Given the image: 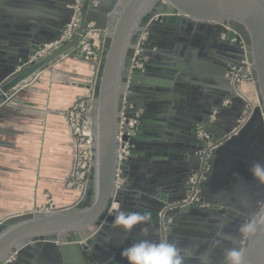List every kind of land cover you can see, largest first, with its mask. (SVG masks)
<instances>
[{
  "label": "crops",
  "instance_id": "obj_1",
  "mask_svg": "<svg viewBox=\"0 0 264 264\" xmlns=\"http://www.w3.org/2000/svg\"><path fill=\"white\" fill-rule=\"evenodd\" d=\"M67 1L0 0V82L21 69L18 63L26 51L39 46V37H57L69 14L62 7ZM168 27L147 34L151 39L144 52L153 71L146 84L137 82L133 89L124 84L125 97L134 105L130 106L150 119V129L174 139L171 145H159L172 150L168 159L158 163L146 159L133 161L149 162L151 167L139 170L142 166L134 165L128 173V186L120 195L117 211L149 212L150 222L129 233L112 223L104 237L97 238L95 233L85 235L86 240H95L89 247V261L75 244H47L36 251L37 256L21 258L22 264H128L121 257L123 249L143 239L160 241L155 239L152 221L154 203L159 199L150 193L160 188L168 194L171 204L187 190L188 171L192 174L198 171L200 153L206 144L193 155L183 157L185 152L199 146L197 142L202 143L197 131L210 124L213 141L225 139L244 109L257 107L252 81L233 85L228 79V85L217 75L227 62L223 55H218L222 48L219 27L187 22ZM149 58H144V63ZM210 61L213 64L207 65ZM96 67L78 58L74 50L42 72L28 91L8 101V107L0 108V220L32 212L45 204L44 195L48 193L59 209L68 208L81 198L79 188L68 190L64 186L74 164L67 111L78 96L93 98ZM182 146L188 149L182 150ZM244 146L243 158L240 149H236L219 162L223 180L216 181L220 186L214 189L220 203L232 211L239 209L240 214L254 213L264 206V186L250 174L254 163H264V133L260 127L249 132ZM197 212L186 216L181 225L187 235L195 230L205 239L204 232L212 227L213 219L209 213ZM145 227L147 234L142 232ZM219 247L224 249L218 253L223 256L217 257L220 261L230 245L223 241Z\"/></svg>",
  "mask_w": 264,
  "mask_h": 264
},
{
  "label": "water",
  "instance_id": "obj_2",
  "mask_svg": "<svg viewBox=\"0 0 264 264\" xmlns=\"http://www.w3.org/2000/svg\"><path fill=\"white\" fill-rule=\"evenodd\" d=\"M75 4L76 0H68L62 5L69 14L57 37H39V46L32 51H26L21 63H18L21 69L0 82V108L8 107V101L23 91H28L30 85H35L40 73L51 68L62 57L81 49V42L89 32V24H93L92 35L104 32L103 51L91 105L93 116L89 104L85 106L83 114L84 129L89 117L94 123L92 165L86 189L81 198L69 208L51 213H40L34 209L31 213L9 215L1 219L0 264H22L21 258L25 255L37 256L36 251L47 244H75L88 261L91 260L89 247L95 244V240H86L85 235L95 233L97 238L104 237L108 225L113 223L119 212L110 210L113 204L118 205L117 210L120 209V195L128 186L130 169L138 164L142 166L139 170L151 167L149 162L133 161L146 159L158 163L173 155L170 147L159 146L163 143L171 145L174 141L171 135L152 131L149 126L150 119L142 114L134 134H124L121 137L129 145V157L120 168L124 185L115 194L119 127L121 123L127 126L136 111L133 107L130 108V105H134L125 97L124 84L128 83L129 89L135 88L137 82H141L143 86L153 71L151 60L144 52L151 36L148 35L142 42L141 36L145 33L152 35L156 28L167 29L170 24L179 25L185 22L220 28L219 43L222 48L218 55H223L227 62L217 75L229 85L227 73L231 67H239L247 60L251 65V79L258 105L251 109V114L238 135L230 136L223 146L213 152L209 161L210 172L197 186L199 202L183 205L185 193L191 191V185L171 204L168 203V194L160 188L150 193L151 197L159 199L154 203L155 212L152 217L156 227L155 239H168L182 249H207L210 253V264H224V260L217 259L223 257L218 253L224 249L213 247L212 244L218 224L222 217H227L224 230L231 233L236 243L244 247L247 264H264V234L242 241L238 233L240 225L252 213L237 215L232 208L220 203L214 194V189L220 186L216 181L223 180L220 176L223 167L219 162L236 149H240L243 158L245 153L241 149L245 147L252 129L260 127L264 133V0H79L78 28L73 36L57 49L42 55L45 45L61 40L74 15L72 5ZM28 58L33 60L29 61ZM144 58L149 59L142 70L134 67V62L144 61ZM206 64L213 63L210 61ZM29 80V84L25 83ZM203 127L206 132L213 133L212 125ZM191 136L194 137V134ZM207 142H197L199 146L190 149L189 153L185 152L183 157L185 154L193 155ZM181 148L188 149L185 146ZM196 165H199L197 161ZM168 168L172 169V166ZM191 175L192 172L188 171L185 182H189ZM196 212L209 213L213 219L212 227L204 232L207 236L205 239L195 230L193 234L187 235L181 225L186 216ZM227 242L230 248L235 246L233 242Z\"/></svg>",
  "mask_w": 264,
  "mask_h": 264
},
{
  "label": "clouds",
  "instance_id": "obj_3",
  "mask_svg": "<svg viewBox=\"0 0 264 264\" xmlns=\"http://www.w3.org/2000/svg\"><path fill=\"white\" fill-rule=\"evenodd\" d=\"M252 178L261 186H264V163L256 162L250 168ZM114 208L118 205H113ZM239 214V209L234 210ZM151 220V213L120 211L115 216L113 225L122 228L125 233L131 232L138 225H147ZM227 217H222L217 226L213 247H218L223 241H230L235 246L229 248L224 255V264H247L244 247L236 243L231 233L226 232L225 226ZM147 234V227L142 228ZM240 239L247 240L257 234H264V206L252 213L238 229ZM121 257L128 261V264H210V253L207 249H182L176 243L163 239L153 242L148 239L140 240L125 248Z\"/></svg>",
  "mask_w": 264,
  "mask_h": 264
},
{
  "label": "built area",
  "instance_id": "obj_4",
  "mask_svg": "<svg viewBox=\"0 0 264 264\" xmlns=\"http://www.w3.org/2000/svg\"><path fill=\"white\" fill-rule=\"evenodd\" d=\"M79 0H76V4L77 6H75L74 9V15L71 19V22L69 25L66 26V29L61 37V40L58 42H55L53 44H49V45H45L42 49V54H45L47 52H50L54 49H57L58 47H60L64 42H66L67 40H69L72 36L74 31L78 28V17H79ZM88 29L89 32L86 35V37L83 39V41L81 42V50L83 51V55L84 56H88L91 53V48H90V40L92 37V29H93V24H89L88 25ZM147 37V34H143L141 36V42L144 41ZM88 58V57H87ZM101 61V59H100ZM100 61H98V63L100 64ZM144 66V61H137L134 62V67H136L137 69L142 70ZM244 68H246V71H248L249 74V81H252L251 79V65L249 63H246V61H244L242 63L241 66L236 67V66H232L230 69V72L227 74V78L229 80L234 79V83L239 81L240 78V74L242 71H244ZM93 98L91 99V101H86L83 104V112H85V106L87 104H89V107L92 109V102H93ZM132 109V107H130ZM251 112H249L248 115H242V117L240 118V120L237 122V125L232 129V131L226 136V140L230 137V136H237L239 131L242 129V127L245 125V123L247 122L249 116H250ZM142 117V112L140 111H135L134 112V118L130 119L129 124L127 126H124L123 123L120 124L119 127V133L117 136V141H118V150H117V171H116V183H115V194L117 193V191H119L121 189V187L124 185V179L121 178V170L120 168L122 167V165L124 164L125 161H127L128 157H129V145L128 143H124L121 139V137L124 134H127L128 136H132L134 134V129L136 127H138L139 125V119H141ZM80 128H78L77 132L79 133L80 131L82 132L84 139L85 137V130L83 128V126H79ZM197 137L204 142L205 140H207V144L205 146V148L202 150V153H200L201 157H200V166L198 171H196L195 173H193L190 177H189V182L188 185L192 186L191 191L188 192V195H186V198L183 200V205H191L193 203L199 202L197 199L198 196V190H197V186H199V184L204 181L206 179V176L210 170V165H209V161L211 159V156L213 154V152L218 149L221 144H214L211 140L212 137L211 135H209L205 130L199 129L197 131ZM87 139V138H86ZM87 146L89 147V156H88V160L90 162H92V149H93V143L92 145L90 144L89 140H87ZM81 159V156L79 155V160ZM90 169L87 171V173H89ZM113 205H117V204H113ZM112 205V208L110 210V212H116L118 207L114 208ZM201 207H204V205H201Z\"/></svg>",
  "mask_w": 264,
  "mask_h": 264
},
{
  "label": "rangeland",
  "instance_id": "obj_5",
  "mask_svg": "<svg viewBox=\"0 0 264 264\" xmlns=\"http://www.w3.org/2000/svg\"><path fill=\"white\" fill-rule=\"evenodd\" d=\"M74 7L75 6H73L72 8H74ZM102 33H104V32H102ZM93 36L94 35H92V37ZM92 37H91V39H92ZM94 39H95V43H96L97 38L95 37ZM103 41H104V36H103ZM92 43H90V45ZM102 48H103V44H102ZM75 53L78 55V58L82 59L83 61H85L87 63H91L93 65H96L97 66L96 68L98 70L99 63L98 62L94 63L93 61H91L89 55L84 56L83 51L81 49L75 50ZM245 81L249 82V74H248V71H246V68H244V71L241 72L238 83L245 82ZM90 100L91 99L88 96H78L76 98L74 104H72L71 108H69V110L67 111V125H68L69 131H70V136H71V140H72L71 142H72V146H73V154H74V156H73V159H74L73 167H72L71 171H69V175H68V177L64 183L65 188H67L68 190H74L75 188H78V186L84 187L85 185H87V181H88V177H89V173H87V171L89 169H91V165H92V162H90L88 160L89 159L88 158L89 147L87 146V140L88 139H86V138L84 139V136H83L81 131L79 133L77 132L78 128H80L79 126H83V114H84L83 104L86 101H90ZM250 111L251 110L246 108V109H244V112L242 113V115L243 116L248 115ZM91 116H93L92 109H91ZM79 155L81 156L80 160H79ZM84 191H85V188H82L81 192L83 193ZM44 199H45V204H43L37 208V210L40 213H51V212H53L51 209L52 204L55 205L54 207L59 209L56 206L53 198L51 197V195L49 193L44 195ZM28 213H31V212H28Z\"/></svg>",
  "mask_w": 264,
  "mask_h": 264
},
{
  "label": "trees",
  "instance_id": "obj_6",
  "mask_svg": "<svg viewBox=\"0 0 264 264\" xmlns=\"http://www.w3.org/2000/svg\"><path fill=\"white\" fill-rule=\"evenodd\" d=\"M103 36H104V33L95 34L92 37V39L94 41L91 39L93 41V43L90 45V47H91V53H90L89 56H90L91 61H93L94 63H97L101 59L102 50H103V48H102ZM95 37L97 38V42L96 43H95V39H94ZM208 134L211 135L210 133H208ZM211 141L214 144H221V146H223L226 143V138L225 139H221V140H216V141L211 140Z\"/></svg>",
  "mask_w": 264,
  "mask_h": 264
},
{
  "label": "bare ground",
  "instance_id": "obj_7",
  "mask_svg": "<svg viewBox=\"0 0 264 264\" xmlns=\"http://www.w3.org/2000/svg\"><path fill=\"white\" fill-rule=\"evenodd\" d=\"M65 43V42H64ZM43 55V54H42ZM41 55V56H42ZM135 55H137V52L135 53ZM246 63H247V60H246ZM41 74V73H40ZM39 74V75H40ZM38 76V75H37ZM228 80V79H227ZM31 81L29 80V81H27V82H25V83H30ZM230 83L231 84H233L234 85V79H231L230 80ZM236 83H238V82H236ZM242 84V83H241ZM247 84V83H246ZM249 85V84H248ZM252 85H254V83L252 82V84L250 85V86H252ZM248 101V100H247ZM89 113V111L87 112V114ZM93 126H94V123H93V119H90V117H89V121L87 122V126L85 127V137L89 140V142H90V144L92 145V143H93V139H94V132H93ZM82 186H78V188H79V190H80V192L82 191V188H85L86 189V185L84 186V187H82ZM82 193V192H81ZM84 193V192H83ZM55 205H51V209H52V211L54 212V211H56V210H60V209H57L56 207H54ZM71 207V206H70ZM69 208V207H68ZM36 211H37V209H35ZM117 212V211H116ZM23 214H26V213H23ZM15 215H17V214H15ZM18 215H22L21 213L20 214H18ZM10 262H12V260H10Z\"/></svg>",
  "mask_w": 264,
  "mask_h": 264
}]
</instances>
